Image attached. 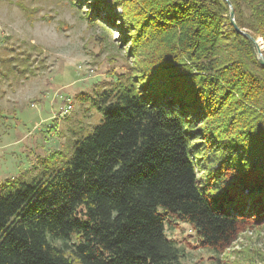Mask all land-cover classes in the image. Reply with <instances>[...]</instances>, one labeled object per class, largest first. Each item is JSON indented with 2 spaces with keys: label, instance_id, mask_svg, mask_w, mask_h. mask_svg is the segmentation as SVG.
Returning <instances> with one entry per match:
<instances>
[{
  "label": "trees",
  "instance_id": "trees-1",
  "mask_svg": "<svg viewBox=\"0 0 264 264\" xmlns=\"http://www.w3.org/2000/svg\"><path fill=\"white\" fill-rule=\"evenodd\" d=\"M228 1L264 41V0ZM71 2L133 64L90 96L100 122L61 165L0 182V264H182L176 220L217 254L264 225V66L227 1Z\"/></svg>",
  "mask_w": 264,
  "mask_h": 264
},
{
  "label": "rangeland",
  "instance_id": "rangeland-1",
  "mask_svg": "<svg viewBox=\"0 0 264 264\" xmlns=\"http://www.w3.org/2000/svg\"><path fill=\"white\" fill-rule=\"evenodd\" d=\"M71 1L0 0V57H14L12 73L0 67V182L61 165L73 138L100 122L90 96L133 64L116 29L98 16L95 22L106 25L90 24L88 8ZM255 40L264 51L263 39ZM165 232L182 264H228L244 255L264 264V225L243 231L220 254L198 247L186 222Z\"/></svg>",
  "mask_w": 264,
  "mask_h": 264
},
{
  "label": "water",
  "instance_id": "water-1",
  "mask_svg": "<svg viewBox=\"0 0 264 264\" xmlns=\"http://www.w3.org/2000/svg\"><path fill=\"white\" fill-rule=\"evenodd\" d=\"M226 1H227V3H228V6H229V18H230V21H231V23H232L234 29H235L237 32H239V33L245 35L246 37L250 38V39L253 41V43H254V45H255V48H256V53H257L258 61H259V63H260L262 66H264V56H263V53H262V51H261V48H260V46H259L258 41L255 40V39H253V38H252L248 33H246L245 31H243V30H241V29H239V28L237 27V25H236V23H235V20H234V14H233V8H232V5H231V3H230L228 0H226Z\"/></svg>",
  "mask_w": 264,
  "mask_h": 264
}]
</instances>
